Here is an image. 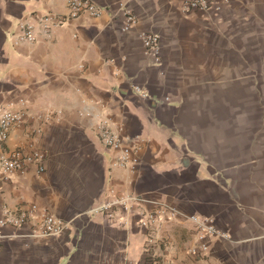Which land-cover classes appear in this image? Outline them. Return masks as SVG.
Wrapping results in <instances>:
<instances>
[{
    "label": "crops",
    "instance_id": "obj_1",
    "mask_svg": "<svg viewBox=\"0 0 264 264\" xmlns=\"http://www.w3.org/2000/svg\"><path fill=\"white\" fill-rule=\"evenodd\" d=\"M90 1L98 16L15 43L20 20L63 13L66 0H0V109L22 113L0 156L43 154L2 183L0 218L36 208L5 227L0 264H152L134 211L163 203L177 212L154 232L174 264H264V0L215 12H184V0ZM127 12L136 24L125 30ZM142 32L159 35L158 63ZM101 123L137 144L126 167L112 165ZM120 194L140 204L97 211ZM44 212L66 223L60 235L37 232ZM192 214L220 233L205 256L187 253Z\"/></svg>",
    "mask_w": 264,
    "mask_h": 264
},
{
    "label": "built area",
    "instance_id": "obj_2",
    "mask_svg": "<svg viewBox=\"0 0 264 264\" xmlns=\"http://www.w3.org/2000/svg\"><path fill=\"white\" fill-rule=\"evenodd\" d=\"M230 0H184L183 11H201L210 12L218 11L223 5L229 3ZM102 12V8L97 6L90 0H66L65 11L63 13L47 12L43 14L36 13L29 18L22 19L18 22L16 31L12 34L15 43H34L42 38L48 39L51 37L55 28L60 27L65 22L76 18L82 14H87L92 17L98 16ZM136 24L135 15L127 12L125 16L123 28L129 29ZM141 40L145 49V53L152 56L155 63L159 62V35L153 32H142ZM139 90L137 89V92ZM140 93V91H139ZM142 96H145L142 93ZM168 100V97H165ZM22 119V113L9 109H0V142L4 141L9 129L18 124ZM97 133L100 141L110 150L114 152L112 165L116 167H126L130 162L131 154L138 149L137 144H133L128 139H124L114 133L107 124L101 123L98 125ZM43 159L41 152L35 151L26 154L20 150H12L0 156V189L2 183L7 181L9 174L15 170L23 169L26 163L40 164ZM42 170V166L39 167ZM134 204H140L139 199L135 195L120 194L114 200L105 201L99 208L98 212L103 213L108 218H111L116 207H119L125 212L131 211ZM36 206H32L30 211H23L19 216L13 217L11 214L5 213L0 218V247L8 234L4 231L6 226L20 227L27 219L30 218V213ZM177 208L174 205L156 204L151 209H145L138 205L134 213L137 216L136 224L139 228L145 229L147 233L145 251L152 256V264H163L162 258L166 264H174L171 259L164 257L162 251L166 246L165 241L156 235L154 232L156 224L162 219H172L176 215ZM194 224L195 245L188 247L187 253L192 256H205L208 251V244L211 238L220 235L219 231L213 224V220L206 216L192 214L189 216ZM66 223L58 217L44 212L40 218L37 232L43 235L58 236L66 228Z\"/></svg>",
    "mask_w": 264,
    "mask_h": 264
}]
</instances>
